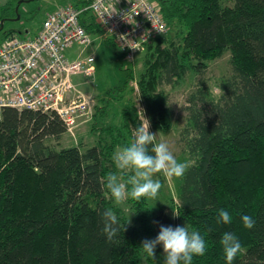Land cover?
<instances>
[{"label":"trees","instance_id":"trees-1","mask_svg":"<svg viewBox=\"0 0 264 264\" xmlns=\"http://www.w3.org/2000/svg\"><path fill=\"white\" fill-rule=\"evenodd\" d=\"M156 1L168 34L146 44L138 75L154 130L167 132L173 125L161 85H181L191 72L203 75L209 62L227 51L233 68L220 84V95L203 85L189 98L182 139L192 162L178 180V200L170 198L169 206L157 211L150 199L129 198L135 224H126L124 231L129 217L106 183L110 174L125 181L131 174L118 170L112 156L133 140L142 122L129 85L134 69L117 43L106 38L104 45L116 50L127 75L94 107L90 132L97 136L95 145L51 147L48 140L67 132L56 111H2L0 264H156L160 246L151 258L140 245L154 239L160 225H186L204 237L206 252L193 255L191 264H227L220 244L224 232L234 233L242 245L233 264H264V0ZM17 4L9 0L0 6V20L16 18ZM23 7L20 20L24 11L29 13ZM82 22L89 32H102L90 13ZM24 29L4 26L2 41ZM108 209L120 225L111 242L103 232L102 213ZM220 209L229 212L231 223L217 222ZM244 215L255 220L252 229L244 227Z\"/></svg>","mask_w":264,"mask_h":264},{"label":"built area","instance_id":"built-area-1","mask_svg":"<svg viewBox=\"0 0 264 264\" xmlns=\"http://www.w3.org/2000/svg\"><path fill=\"white\" fill-rule=\"evenodd\" d=\"M86 13L131 63L148 42L169 29L156 0H90L85 6H57L36 35L15 33L0 43V118L8 107L56 111L68 132H74L79 118L91 120L96 99L83 92L74 77L93 78L96 57H83L80 51L70 59L66 54L75 44L88 47L94 41L82 22Z\"/></svg>","mask_w":264,"mask_h":264},{"label":"rangeland","instance_id":"rangeland-1","mask_svg":"<svg viewBox=\"0 0 264 264\" xmlns=\"http://www.w3.org/2000/svg\"><path fill=\"white\" fill-rule=\"evenodd\" d=\"M78 1L79 0H32L28 3H23V10H28L29 13L24 11L23 18L21 20L6 21L5 29H18L20 27H23L25 28L24 30H27L28 32L19 34L32 35V33H34L35 31L37 32L40 30L46 15L50 11L55 9L58 5L69 2L76 3ZM167 34L168 33H166L165 35ZM2 35L3 34L0 32V43L2 41ZM93 38H95V36H93ZM101 40L104 41V39ZM101 40L94 39L93 43L88 47L75 44L66 51V54L70 59L77 58V55L80 51H82L83 57L90 54L95 55L96 80L92 81L91 86L86 87L84 85H81L82 83L84 84L85 81H87V77L85 78L81 74L74 77L75 81L80 83L79 87L81 88V90L94 97L96 96L97 92V89H95L94 87L96 84L99 83L101 85V87L98 89V92L104 95L106 91L111 87V85L122 86L127 75V72L123 71L120 68V58L117 56L116 50L114 48L105 46L104 42L102 43ZM143 57L144 53H139L134 63L126 61L127 65H131L134 69V78L130 81L129 85L130 87L134 88L131 96L134 101L137 114L140 117L142 123L149 122V131L151 133L157 134V142H160L161 140L167 142L170 145V150L173 152L177 160L179 162H187L190 165L192 161L185 151V145L182 139V132L186 127L188 120L187 106L189 104V98L191 94H193L203 85L207 86L216 95L221 94V82L233 75V68L230 61L231 54L229 51H227L220 58L210 61L209 67L203 75H198L193 72L189 73L185 76L184 81L181 85L163 84L160 86V89L167 94V104L172 108L173 111V125L172 128L167 132L156 131L152 128V123L148 118L149 115L146 103L140 94L138 75L143 69ZM90 79L93 78H89V80ZM99 84L98 86H100ZM95 99L97 98L95 97ZM99 105H101V103ZM92 122V119L86 120L85 117H81L78 119L77 126L74 129V132L67 131L58 140H48V144L55 149H61L63 147L71 145H78L82 150H85L86 148L95 145L97 141V136L90 132ZM154 179L160 180L162 184V188L160 189L157 197V199L160 201L151 200L152 205L158 211V208H160L162 205L169 206L170 198H174V200L176 201L178 200L177 186L179 178L173 177L171 178V180H169L162 174H157ZM119 206H121L127 213L129 219L131 220L130 224L134 225L135 213L131 209L130 205L125 202L123 205ZM159 246L160 251L156 264H164L163 247L162 245Z\"/></svg>","mask_w":264,"mask_h":264},{"label":"clouds","instance_id":"clouds-1","mask_svg":"<svg viewBox=\"0 0 264 264\" xmlns=\"http://www.w3.org/2000/svg\"><path fill=\"white\" fill-rule=\"evenodd\" d=\"M133 140L124 147H118L112 156L115 166L123 172H130L126 181L122 176L110 174L107 177L106 188L110 191L117 206L123 205L129 198L140 201L141 198L157 200L162 184L154 179L162 174L169 180L185 175L190 167L187 162H179L170 150V145L161 140L157 142V134L149 131V122L142 123L133 133ZM179 214L174 210V217ZM104 221L103 232L109 242L120 231L118 216L115 211L108 209L102 213ZM243 225L247 229L255 226V220L249 216H242ZM229 212L220 209L218 223H231ZM129 219L124 224H130ZM154 223H159L154 221ZM226 256L227 264H233L234 259L242 250V245L234 233L224 232L220 240ZM158 245H162L164 264H191L193 255L203 256L206 252V242L199 231H190L186 225L164 226L154 239H144L141 242L143 254L155 258Z\"/></svg>","mask_w":264,"mask_h":264},{"label":"crops","instance_id":"crops-1","mask_svg":"<svg viewBox=\"0 0 264 264\" xmlns=\"http://www.w3.org/2000/svg\"><path fill=\"white\" fill-rule=\"evenodd\" d=\"M8 1L9 0H0V6H2V5H5V4H7L8 3ZM85 0H79L78 2H76V3H72V2H69V3H71V4H75L76 6L78 5V6H82V4H83V2H84ZM61 4V3H60ZM63 4H68V3H62V5ZM58 6H60V5H58ZM26 32H28V31H26ZM38 33V31L36 32H34V33H32V35L30 34V35H26V36H28V37H32V36H34V35H36ZM101 33L102 32H99V33H96V34H93L92 33V35L93 36H95V38L94 39H99V40H101V39H106L107 37H103L102 35H101ZM102 41V40H101ZM104 41H102V43H103ZM118 57H119V55H117ZM119 61H120V59H119ZM95 76H96V74H95ZM94 76V77H95ZM93 77V79H90L89 80V78H87V81H85V83L83 84H81V85H84V86H86V87H89V86H91V84H92V81H95L96 80V77L94 78ZM86 78V77H85ZM92 78V77H91ZM76 82V81H75ZM79 86H80V83L79 82H76ZM99 84V83H98ZM98 84H96L94 87H95V89H97V92H96V103H95V106L96 105H98L99 104V100H100V98H101V96H102V94L100 93V92H98V89L101 87V85L100 86H98ZM88 85V86H87ZM111 86H113V85H111ZM117 86V85H116ZM80 88V87H79ZM81 89V88H80ZM83 91V90H82ZM84 92V91H83ZM99 97V98H98ZM94 106V107H95ZM94 112V111H93Z\"/></svg>","mask_w":264,"mask_h":264},{"label":"water","instance_id":"water-1","mask_svg":"<svg viewBox=\"0 0 264 264\" xmlns=\"http://www.w3.org/2000/svg\"><path fill=\"white\" fill-rule=\"evenodd\" d=\"M30 1H32V0H19V1H18V4H17V6H16V8H15L16 13H17V16H16V18H12L13 20H20V18H21V15H20V13H19V7H20V5H21L22 3H28V2H30ZM5 22H6V19H2V20H1L0 31L4 29Z\"/></svg>","mask_w":264,"mask_h":264}]
</instances>
